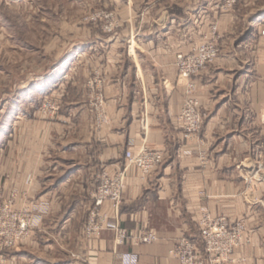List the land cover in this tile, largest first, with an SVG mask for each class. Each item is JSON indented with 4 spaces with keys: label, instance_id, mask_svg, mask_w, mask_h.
<instances>
[{
    "label": "crops",
    "instance_id": "1",
    "mask_svg": "<svg viewBox=\"0 0 264 264\" xmlns=\"http://www.w3.org/2000/svg\"><path fill=\"white\" fill-rule=\"evenodd\" d=\"M222 1L115 0L118 32L73 37L65 53L73 56V111H62L54 123L12 129L0 147V186L7 194L28 192L36 207L30 238L0 255V264H120L126 253L139 264H178L169 253L182 237L199 240L202 208L230 222L245 220V243L230 264H264V197L250 205L244 196L246 174L264 160V145L255 140L264 133V0L245 16L237 7L226 15L214 11ZM215 25L221 55L193 78L206 114L200 137L210 164L202 167L196 142L182 139L177 122L185 88L177 83L175 62L212 38ZM90 71L100 76L106 104L108 124L100 128L87 94ZM143 146L164 152L163 164L146 179L128 169L119 215L106 205L107 229L88 241L83 231L99 174L123 169L125 152ZM116 226L131 235L146 227L159 240L116 247Z\"/></svg>",
    "mask_w": 264,
    "mask_h": 264
},
{
    "label": "rangeland",
    "instance_id": "2",
    "mask_svg": "<svg viewBox=\"0 0 264 264\" xmlns=\"http://www.w3.org/2000/svg\"><path fill=\"white\" fill-rule=\"evenodd\" d=\"M114 1L0 0V147L6 145L12 129L25 124L37 127L40 122L54 123L62 111H73V56L65 53L73 44L75 36L82 37L87 32L93 35H113L118 32L120 21ZM226 2L223 0L222 4H216L214 11L226 15L237 7L240 15L245 16L251 8L257 10L262 4V0H240L230 7ZM107 29L112 30L110 32ZM221 40L215 25L212 27V38L202 42L216 45V60L222 52ZM66 59L70 64L62 70L63 75L58 76L57 72L53 75ZM80 74L82 80H86L84 68ZM91 74L94 79L100 77L95 71ZM91 80L87 84L89 92L92 89L89 88ZM46 85L50 87L43 88ZM87 94L91 100L90 93ZM46 101H53L60 108L55 115L44 108ZM89 113L92 114L90 109ZM93 124L97 127L96 122ZM19 191L14 189L7 194L4 187L0 186V209L10 203L19 212L29 207L33 211V225L36 207L30 203L28 192H24L27 200H23L24 193Z\"/></svg>",
    "mask_w": 264,
    "mask_h": 264
},
{
    "label": "built area",
    "instance_id": "3",
    "mask_svg": "<svg viewBox=\"0 0 264 264\" xmlns=\"http://www.w3.org/2000/svg\"><path fill=\"white\" fill-rule=\"evenodd\" d=\"M240 0H227V5L233 6ZM111 30L112 29H107ZM215 31V30H214ZM264 36V31H262ZM219 39V38H218ZM220 40V39H219ZM218 50L216 45L201 43L194 46L187 54H179L176 57L175 66L178 73L177 83L185 88V99L177 117V122L182 131V139L185 142H196L198 159L202 167H207L209 157L206 151V143L200 137L206 114L202 111L201 103L194 97L195 84L193 78L203 73L211 62L216 60ZM94 85L96 88L93 89ZM90 99L92 112L96 114L98 128L108 124L105 112V102L101 94V82L97 79L90 81ZM97 89V91H95ZM46 110L53 111L55 115L59 107L49 101L45 103ZM141 128L144 133L148 131L147 116L141 119ZM255 140L264 145L263 135L255 136ZM165 153L151 150L143 146L137 153L130 150L125 152V167L113 174L104 170L98 176L97 187L91 195L92 205L88 209V216L84 226L83 235L88 241L101 237L107 229L110 217L102 212L103 208L110 204L119 215L123 204V195L126 189V177L129 168L134 167L141 173L142 179L150 177L164 161ZM246 189L244 192L247 204L257 205L263 203L264 197V160H259L248 171L245 178ZM23 200L27 195L22 194ZM262 195V196H261ZM29 207L17 211L12 203L0 209V255L17 249L31 236V213ZM199 240L182 237L173 250L170 251L171 259L178 264H230L235 262L233 255L245 243L247 227L245 220L240 218L235 222L225 216L213 217L210 211L202 208L199 216ZM115 246L153 245L158 242V235L151 229L143 228L139 233L131 235L126 229L116 226ZM202 245V246H201ZM101 259L107 258V253H98ZM120 264H139V258L134 253H126L121 256Z\"/></svg>",
    "mask_w": 264,
    "mask_h": 264
}]
</instances>
